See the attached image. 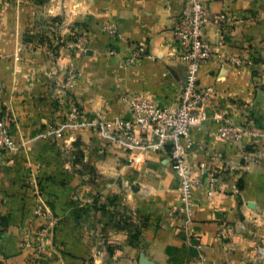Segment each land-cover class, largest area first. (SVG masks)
<instances>
[{
    "label": "crops",
    "instance_id": "crops-1",
    "mask_svg": "<svg viewBox=\"0 0 264 264\" xmlns=\"http://www.w3.org/2000/svg\"><path fill=\"white\" fill-rule=\"evenodd\" d=\"M203 1L223 20L204 31L212 54L198 84L209 118L186 143L196 180L188 214L169 147L130 152L99 124L132 120L134 97L174 105L187 64L172 25L190 1L0 0V118L19 147L0 151V264H264V0ZM129 43L148 56L128 64ZM213 112L238 139L220 137ZM199 165L224 177L218 191ZM31 177L53 230L34 214ZM28 229L33 246L43 243L37 261L22 245Z\"/></svg>",
    "mask_w": 264,
    "mask_h": 264
},
{
    "label": "built area",
    "instance_id": "built-area-1",
    "mask_svg": "<svg viewBox=\"0 0 264 264\" xmlns=\"http://www.w3.org/2000/svg\"><path fill=\"white\" fill-rule=\"evenodd\" d=\"M190 12L177 18L172 25V34L179 47L181 57L187 64V74L184 85L172 106L159 107L154 103L139 97L130 99L129 104L133 114L132 120L113 119L104 120L99 124L101 133L111 134L116 141L129 140L128 150L137 148L147 149L152 152L160 151L164 146L169 147V158L176 177L179 180V192L184 200L187 213L191 203V189L196 183L193 179V168L186 160V143L189 141L190 131L206 121L209 116L202 110L208 98V90L199 87L198 79L201 67L211 57L210 45L204 39L206 26L219 23L223 20L221 14H211L203 0H189ZM112 39H119L117 34L111 33ZM74 48L83 50L86 39L82 35L73 37L71 42ZM126 62L135 64L148 56L147 48L143 45L128 44ZM110 55H116V50L111 48ZM241 66L240 63H237ZM80 115L78 107L71 105L68 114L69 120H74ZM211 117L217 121L219 135L222 138L240 136V130L228 116H219L213 112ZM157 136V141L152 137ZM19 149L13 139L10 124L4 118H0V151L13 153ZM199 175L205 176L206 185L210 191H218L221 188L224 177L216 172H206L202 165L196 169ZM28 186L36 200L37 208L34 214L48 219L47 228L53 230L57 219L52 215L43 200L41 183L31 177ZM1 213H0V237H1ZM26 240L23 248L30 249L31 259L37 261L43 249V243L38 241L33 246L32 231H25Z\"/></svg>",
    "mask_w": 264,
    "mask_h": 264
},
{
    "label": "trees",
    "instance_id": "trees-1",
    "mask_svg": "<svg viewBox=\"0 0 264 264\" xmlns=\"http://www.w3.org/2000/svg\"><path fill=\"white\" fill-rule=\"evenodd\" d=\"M1 224H2V229H1V234L7 229V222L5 217L1 214Z\"/></svg>",
    "mask_w": 264,
    "mask_h": 264
}]
</instances>
